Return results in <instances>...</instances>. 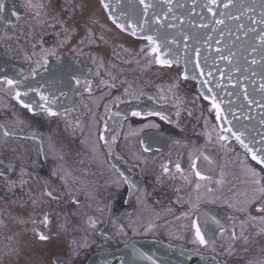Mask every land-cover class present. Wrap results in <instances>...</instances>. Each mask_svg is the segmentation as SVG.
I'll use <instances>...</instances> for the list:
<instances>
[{
	"label": "flooded vegetation",
	"instance_id": "obj_1",
	"mask_svg": "<svg viewBox=\"0 0 264 264\" xmlns=\"http://www.w3.org/2000/svg\"><path fill=\"white\" fill-rule=\"evenodd\" d=\"M0 4V264L148 240L264 264V163L182 65L103 0Z\"/></svg>",
	"mask_w": 264,
	"mask_h": 264
},
{
	"label": "water",
	"instance_id": "obj_2",
	"mask_svg": "<svg viewBox=\"0 0 264 264\" xmlns=\"http://www.w3.org/2000/svg\"><path fill=\"white\" fill-rule=\"evenodd\" d=\"M112 19L152 37L220 106L222 123L264 157V0H103ZM147 5V8L145 7ZM227 5V6H225ZM223 21V23H220ZM89 264H222L162 241L133 242Z\"/></svg>",
	"mask_w": 264,
	"mask_h": 264
},
{
	"label": "snow or ice",
	"instance_id": "obj_3",
	"mask_svg": "<svg viewBox=\"0 0 264 264\" xmlns=\"http://www.w3.org/2000/svg\"><path fill=\"white\" fill-rule=\"evenodd\" d=\"M140 2L143 4L144 0H140ZM213 2H215V0H213ZM225 6H227V5H225ZM104 7L107 8L108 4L105 3ZM145 7L147 8V5H145ZM0 10H3V4H0ZM220 23H223V21H220ZM119 27H123V25H119ZM133 34H135V32H133ZM147 39L152 40V37H147ZM261 39H262V41H264V37H261ZM152 50H153V52H158L159 48L155 47ZM158 63H160V64H170L169 61H165V60H162V59L158 60ZM185 79H187V76H185ZM7 83L9 85H12L14 82L9 80V81H7ZM19 96H20V93H17V98H19ZM41 98L42 99H47L46 97H41ZM213 106L217 109V115L219 116L220 115V112H219L220 106L215 103V100H213ZM25 107H28V105H25ZM51 114L55 115V113H51ZM133 115H139V113H133ZM229 131H230V129H229ZM237 139L239 140L240 137L237 136ZM241 143H243V141H241ZM252 158H253V160H256L257 159V155L255 153H253L252 154ZM260 162L264 163V157L260 158ZM197 175H199V173H197ZM201 178L203 179V177H201ZM262 191H264V189H262ZM46 238L47 237H45L43 235L40 236V239H46ZM193 242L194 243H199L200 245H203V246H207V244H208V241L205 239L204 234H202L199 225H197L196 228H195V240Z\"/></svg>",
	"mask_w": 264,
	"mask_h": 264
}]
</instances>
